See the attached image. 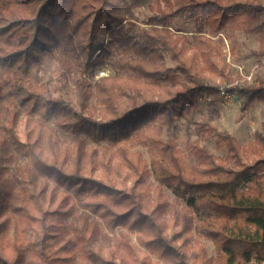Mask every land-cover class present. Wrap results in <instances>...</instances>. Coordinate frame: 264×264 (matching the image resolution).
<instances>
[{
    "label": "trees",
    "instance_id": "trees-1",
    "mask_svg": "<svg viewBox=\"0 0 264 264\" xmlns=\"http://www.w3.org/2000/svg\"><path fill=\"white\" fill-rule=\"evenodd\" d=\"M105 1L0 0V264H210L202 238L214 264L264 262V127L242 146L207 120L190 121L223 155L188 141L189 167L160 136L201 99L221 101L220 87L233 81L222 52L226 38L236 50L233 30L257 37L243 57L264 58V0H163L170 10L137 33L130 19L103 15ZM175 16L193 33L172 29ZM98 18L105 41L92 26ZM47 57L52 91L36 75ZM105 65L113 75L91 82ZM229 92L243 110L264 103V77ZM97 225L134 233L118 262L89 248Z\"/></svg>",
    "mask_w": 264,
    "mask_h": 264
},
{
    "label": "rangeland",
    "instance_id": "rangeland-1",
    "mask_svg": "<svg viewBox=\"0 0 264 264\" xmlns=\"http://www.w3.org/2000/svg\"><path fill=\"white\" fill-rule=\"evenodd\" d=\"M140 2L141 6H135L133 0H106L102 6L101 13L103 15L111 14L130 19L131 22L137 24V28L135 29V32L137 33L139 28L149 29L148 26L141 23L146 17L156 14L161 10H170L167 5L164 4L163 0H140ZM129 7L130 10L127 11V8ZM102 20L103 19L100 20V18H98L92 26L98 34V38L105 41V27ZM171 27L174 30H178V34L190 35L194 30L192 22L186 21L180 16H175L171 20ZM231 36L237 42L236 50L234 52L230 50V39L226 38L223 40L222 52L225 64L230 66L233 81L220 87L221 101L213 106L208 103L207 98H203L187 116L177 120L172 127L163 128L161 131L160 136L162 140H173L177 144V148L184 153V161L187 167L195 163V159L192 156H189L186 151V143L188 141L199 139V144L205 146L214 155H223V152L215 149L214 138L209 137L208 139H200V135L194 131V127L190 121L207 120L212 126L217 128V130L228 132L242 146H245L252 138L254 131L260 130L264 127V103L255 102L252 107L243 110L241 107V98L236 92H229V89L234 88L236 85H241L243 82L246 85L250 84L251 77L254 73H259L264 77V58L255 59L252 57H243L250 50L258 48L259 43L257 37L244 34L239 30H233ZM216 38L217 37L214 39ZM54 65V59L47 57L38 71H36L37 77L47 83L50 91H52L54 84V76H52ZM109 75H113V70L107 65L102 66L95 71L91 82H94L100 77ZM72 92L73 83L69 80L61 95L64 99L70 100L72 99ZM51 94L53 96L58 95L56 92H52ZM94 113L96 115V112ZM14 130L19 140L21 142L25 141L24 121L21 116H18L15 121ZM59 136L61 139L67 138L62 132H59ZM130 147L133 151H141L143 156L145 158L147 157V150L141 145L136 144L133 141ZM15 158L17 161L12 163V169H17V164L19 163V160L22 159V156L20 154H15ZM164 194L167 196L169 204H171L174 195L166 188H164ZM95 228L96 237L93 239L89 248L114 259L116 262L119 261L120 251L125 246L126 238L135 243L134 233H130L125 229L117 228L113 233H110L106 232L103 226L97 225ZM201 241L206 250L207 257L212 259L210 264H214L215 248L213 243L206 238H202ZM137 247L141 254L144 249L138 245ZM151 260L156 259L152 257ZM158 263L164 264L161 260H159ZM260 264H264V262H261Z\"/></svg>",
    "mask_w": 264,
    "mask_h": 264
}]
</instances>
